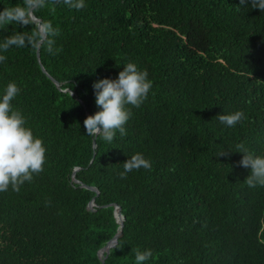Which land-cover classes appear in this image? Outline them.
I'll use <instances>...</instances> for the list:
<instances>
[{
	"label": "trees",
	"instance_id": "trees-1",
	"mask_svg": "<svg viewBox=\"0 0 264 264\" xmlns=\"http://www.w3.org/2000/svg\"><path fill=\"white\" fill-rule=\"evenodd\" d=\"M84 2L37 13L59 29L58 54L0 52V95L16 83L13 107L46 148L31 183L0 193V264H135L136 248L152 251L145 264H264V187L243 183L236 148L264 157V12L240 0ZM28 31L8 25L0 42ZM127 63L148 73L147 99L128 106L124 137H88L94 83ZM237 111L234 127L216 119ZM135 154L151 170L121 179Z\"/></svg>",
	"mask_w": 264,
	"mask_h": 264
},
{
	"label": "clouds",
	"instance_id": "clouds-1",
	"mask_svg": "<svg viewBox=\"0 0 264 264\" xmlns=\"http://www.w3.org/2000/svg\"><path fill=\"white\" fill-rule=\"evenodd\" d=\"M57 0H21L20 4L0 10V29L16 24L21 28L31 26V31L17 32L0 42V52H7L10 48L31 47L38 50L44 47L49 54H58L60 49H54V38L60 35L59 29L51 21L42 20L37 13L48 8L55 12ZM61 2L75 10L85 7L84 0H61ZM250 3L253 9L264 12V0H240V4ZM6 57L0 55V63ZM152 82L148 80L146 71L138 70L134 63H127L118 73L115 80L101 79L94 83L95 104L99 109L95 114L83 121L88 137H99L105 142L112 143L116 133L121 137L126 135L125 125L132 112L128 106L139 108L148 97ZM65 91L71 96L70 89ZM20 89L15 82H10L0 95V193L11 188L19 192L25 183H31L35 175L44 170L46 163V148L42 139L34 136L32 130L26 126V118L21 111L14 109L12 101L19 94ZM221 123L234 127L246 119L242 111L233 114L219 115ZM237 152L242 153L239 166L250 169V174L243 183L249 188L264 187V157L256 156L245 148L244 144L236 145ZM226 155L222 152L219 156ZM124 171L120 178L125 179L127 173L141 168L151 170V161L142 154H135L122 164ZM135 264H145L152 256L151 250L141 251L133 249Z\"/></svg>",
	"mask_w": 264,
	"mask_h": 264
},
{
	"label": "water",
	"instance_id": "water-1",
	"mask_svg": "<svg viewBox=\"0 0 264 264\" xmlns=\"http://www.w3.org/2000/svg\"><path fill=\"white\" fill-rule=\"evenodd\" d=\"M89 189H92V188H89ZM114 213L116 214V216H117V219H118V221H119V223H120V228L122 227V217H120V216H118V208L117 207H115L114 208ZM120 228H119V230L117 231V233H116V235L114 236V238L106 245V246H104L103 248H101L100 250H99V255L100 256H102V252L105 250V249H107V248H111V247H113L115 244H116V242H117V237H118V235H119V233H120Z\"/></svg>",
	"mask_w": 264,
	"mask_h": 264
}]
</instances>
